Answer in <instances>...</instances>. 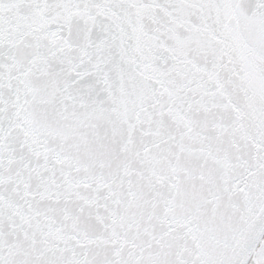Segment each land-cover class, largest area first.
Listing matches in <instances>:
<instances>
[{"label": "snow or ice", "instance_id": "obj_1", "mask_svg": "<svg viewBox=\"0 0 264 264\" xmlns=\"http://www.w3.org/2000/svg\"><path fill=\"white\" fill-rule=\"evenodd\" d=\"M0 264H264V0H0Z\"/></svg>", "mask_w": 264, "mask_h": 264}]
</instances>
